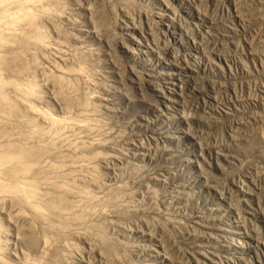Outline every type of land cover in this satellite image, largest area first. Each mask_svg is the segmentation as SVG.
<instances>
[{"label": "rangeland", "instance_id": "rangeland-1", "mask_svg": "<svg viewBox=\"0 0 264 264\" xmlns=\"http://www.w3.org/2000/svg\"><path fill=\"white\" fill-rule=\"evenodd\" d=\"M31 7L0 35V145L40 153L0 264H264V0Z\"/></svg>", "mask_w": 264, "mask_h": 264}, {"label": "bare ground", "instance_id": "bare-ground-1", "mask_svg": "<svg viewBox=\"0 0 264 264\" xmlns=\"http://www.w3.org/2000/svg\"><path fill=\"white\" fill-rule=\"evenodd\" d=\"M31 2H32V0H0V35H2V33L4 31H6V28H9V27H6L4 22H3L5 19H7V20L8 19L18 20L20 18H28V19L32 18V15H31L32 11L30 12V10L33 9L31 7ZM11 10L13 12H11ZM26 21H28V20H26ZM31 21H32V19H31ZM31 24H32V22H31ZM2 82H4V81H2ZM2 82H0V96H1L0 99L10 101L8 99L7 95H2ZM14 88H15V90L20 91V92H22V90H23L24 94H31V92H32V90L30 88H25V87L20 88L19 86H17V84H16V86H13V90H14ZM28 89H30V90H28ZM12 104H14V103L12 102ZM50 122L52 125L59 123L58 121H55L52 119H50ZM70 122H72V121H70ZM62 125H63V123H62ZM32 128L34 129V125ZM17 145H18L17 143H14V144L13 143L12 144H10V143L4 144L3 143V145H0V193H2V194L8 193L10 195L17 197L18 201L25 202L26 204H28V202H30L31 198L34 197V195H33L34 191H32V189H31L32 187H30L29 184L26 183L27 181L25 179L24 180L26 182L21 180V178H22L21 175L24 174V172L26 173L27 170H29L28 168L30 165V163H28V165H25L23 161H25L27 158H33L31 161H33V160L37 161V158L39 157L40 153L37 150H34V149L31 150V149H25V148L23 149V147H21L20 145H19L20 146L19 147ZM4 175L8 176L5 179H8L9 180L8 182H10V183L2 180L3 179L2 177H4ZM18 175H20L21 178H17V177H19ZM26 204H24V205H26ZM33 204H35V202H33ZM33 204L29 203L30 209L33 208L35 211H37L35 209L36 206ZM37 209H39V208L37 207ZM38 214H39V212H38ZM2 261L4 262L5 259L0 254V262H2Z\"/></svg>", "mask_w": 264, "mask_h": 264}]
</instances>
